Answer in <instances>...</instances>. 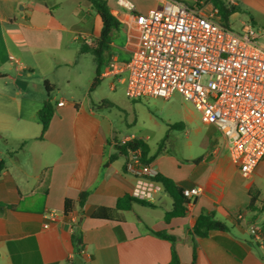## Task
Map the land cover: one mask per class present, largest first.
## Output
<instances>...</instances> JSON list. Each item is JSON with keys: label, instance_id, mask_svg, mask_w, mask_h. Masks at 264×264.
I'll return each instance as SVG.
<instances>
[{"label": "crops", "instance_id": "crops-1", "mask_svg": "<svg viewBox=\"0 0 264 264\" xmlns=\"http://www.w3.org/2000/svg\"><path fill=\"white\" fill-rule=\"evenodd\" d=\"M103 1L118 25L100 51L105 55L99 83L91 89L96 63L80 40L93 42L101 23L95 13L91 28H76L94 11L87 0H0V264H169L172 244L154 232L174 239L178 264H264V245L250 235L254 226L264 241V156L248 178L242 177L229 158L227 140L201 115L195 154L173 156L148 147L158 175L180 189H200L185 214L164 220L174 203L162 186L144 200L149 205L116 208L118 199L136 197L142 186L126 170L128 158L115 149L133 135L117 139L99 110L115 101L119 86L124 92L125 74L102 73L110 61L126 63L137 48L134 15L160 8L165 0H125L134 11L119 0ZM212 1L193 0L190 7L206 15L218 9L227 27L240 20L231 11L234 0ZM63 9L71 13L60 14ZM89 46L93 52L94 44ZM88 54L92 63L84 67ZM46 101L53 115L43 130L37 113ZM66 201L71 204L67 214ZM100 208L113 210V218L93 219ZM49 213L55 220L47 221ZM200 215L221 221L225 230L196 236L193 225ZM74 233L80 236L76 247Z\"/></svg>", "mask_w": 264, "mask_h": 264}, {"label": "built area", "instance_id": "built-area-1", "mask_svg": "<svg viewBox=\"0 0 264 264\" xmlns=\"http://www.w3.org/2000/svg\"><path fill=\"white\" fill-rule=\"evenodd\" d=\"M119 4L134 11L125 0ZM134 22L137 48L126 63L110 61L103 77L125 74L124 95L130 100H168L180 94L227 140L230 160L248 178L264 156V47L253 28L245 25L242 34L235 33L219 19L218 9L206 15L177 0H165L160 8L135 14ZM9 58L21 68L16 58ZM125 168L142 186L134 193L139 199L150 200L160 190L157 171L143 161L140 148L130 151ZM182 195L193 199L200 189H182ZM53 220L55 215L49 213L47 221ZM250 235L264 245L256 227L250 228Z\"/></svg>", "mask_w": 264, "mask_h": 264}, {"label": "rangeland", "instance_id": "rangeland-1", "mask_svg": "<svg viewBox=\"0 0 264 264\" xmlns=\"http://www.w3.org/2000/svg\"><path fill=\"white\" fill-rule=\"evenodd\" d=\"M187 6H192L193 0H184ZM196 1V0H195ZM205 0H202L204 4ZM212 3L214 1L210 0ZM225 4L231 1L222 0ZM262 1V0H260ZM259 0H234L237 4L234 11L239 13L240 20L252 26L257 34V42L264 47V3ZM85 10V9H83ZM60 14H70L71 9H63ZM95 12L90 10L85 25L80 22L76 28L85 31L93 25ZM240 20L228 25L229 29L235 33L242 34L245 26ZM81 45H85L89 53H92L93 44H88L85 40H80ZM87 44V45H86ZM84 46V47H85ZM104 51V50H103ZM92 55V54H90ZM89 54L84 58L85 65L91 66L92 57ZM102 52L100 57L104 59ZM52 93H55L54 91ZM114 102L99 109L112 124L113 134L117 139L124 136L133 135L143 140L149 148L158 151L165 149L170 155L186 157L198 151L201 135L195 133L196 128L202 126L200 114L183 100L180 94H173L168 100L162 98H141L139 100L127 99L122 87H118L114 94ZM103 106V104H98ZM191 120V122H189ZM191 143V148L187 143Z\"/></svg>", "mask_w": 264, "mask_h": 264}, {"label": "trees", "instance_id": "trees-1", "mask_svg": "<svg viewBox=\"0 0 264 264\" xmlns=\"http://www.w3.org/2000/svg\"><path fill=\"white\" fill-rule=\"evenodd\" d=\"M87 1L90 3V5H92L101 23L99 36L95 38L93 41L95 49L93 50L92 55L96 63L95 77L90 87L91 89H93L99 83L98 76L100 74V65H101L100 51L104 50L107 47V44L109 43L110 32L114 28L117 27L118 23L116 22L114 17L111 15L107 5L105 4L103 0H87ZM231 11H234V9L231 8ZM231 11L229 10L227 11V13H230ZM223 18L225 19L226 16H223ZM37 115L41 122L42 129L44 130L47 127L51 116L53 115L52 104L49 101L44 102L42 108L38 111ZM136 148L141 149L142 155H143V161L146 163H151V161L153 160L155 156H151V157L147 156L149 149H148L147 144L143 142L142 140H138L134 138L123 144H121L120 142H117L115 145L117 156H122V157H125L126 159L128 158L130 151ZM158 151H161V150L158 149ZM1 169H2V165L0 164V171ZM155 180L168 192V194L173 199V203H174L173 209L165 213L164 220L168 221L172 217H178V216L184 215L187 210V205L189 204L190 201L189 199H187L186 197L182 195V189L175 186L174 183L170 181L169 179L161 177L160 175H157L155 177ZM257 200H258V195L257 194L252 195L250 205L253 204ZM83 201H84V196L82 195L80 197V203ZM132 202H138L141 204L149 205L148 202H145L144 200L138 199L136 197L126 196V197L118 199L116 208L127 210L130 207V204ZM262 202H263V207H264V200H262ZM70 209H71V204L70 202L66 201L64 213L65 214L69 213ZM112 212L113 210L111 209L100 208L93 213L92 218L93 219H110V218H113ZM223 230H225V225L221 221L213 218L212 216L200 215L196 219L193 225V233L196 236H206L208 232L210 231H223ZM154 235L161 237V238H165L171 242L172 244L171 260L169 264H178L177 255L174 250V239L162 233L154 232ZM72 242L75 247L80 244L79 234L74 233L72 237Z\"/></svg>", "mask_w": 264, "mask_h": 264}]
</instances>
